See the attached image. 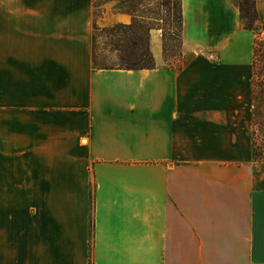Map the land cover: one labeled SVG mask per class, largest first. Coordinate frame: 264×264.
Wrapping results in <instances>:
<instances>
[{
  "label": "crops",
  "instance_id": "1",
  "mask_svg": "<svg viewBox=\"0 0 264 264\" xmlns=\"http://www.w3.org/2000/svg\"><path fill=\"white\" fill-rule=\"evenodd\" d=\"M92 2L0 0V264H264L256 33L181 0L179 54L97 68Z\"/></svg>",
  "mask_w": 264,
  "mask_h": 264
},
{
  "label": "rangeland",
  "instance_id": "2",
  "mask_svg": "<svg viewBox=\"0 0 264 264\" xmlns=\"http://www.w3.org/2000/svg\"><path fill=\"white\" fill-rule=\"evenodd\" d=\"M164 1L166 0H93V2L96 4V8H93V15L95 20L94 25L98 27L97 29H94L92 27L93 52L96 65L115 67L126 64L128 60L133 62L141 61L142 58L140 54L147 42L145 27L136 22L131 29L115 28L117 31L112 33L113 35L109 34V30H107L109 29V27L115 24H130L131 20L130 22L123 23L115 20V18L119 16L118 12L125 11L133 7L138 11V13L143 11H151L147 13L149 16L153 17V20L150 21L151 25H155L156 23H158L160 26H163L162 31L165 32L164 44L166 48V54L172 56L179 54V28L177 26V23L170 22V18L168 17V10L165 6L161 5V3H164ZM168 4L169 7L172 6V4L177 7V0H169ZM170 24H174L173 28L172 26H170ZM168 28L171 29V31H169ZM256 35L260 38L264 37L260 36V34ZM111 43L117 47L118 51H114L111 49ZM129 52H131L132 54H130ZM248 106L250 107L251 119V99Z\"/></svg>",
  "mask_w": 264,
  "mask_h": 264
},
{
  "label": "trees",
  "instance_id": "3",
  "mask_svg": "<svg viewBox=\"0 0 264 264\" xmlns=\"http://www.w3.org/2000/svg\"><path fill=\"white\" fill-rule=\"evenodd\" d=\"M239 11V20L241 27L243 29H248L258 34L259 32V17L255 6V0H230ZM169 0L164 1L161 5L165 6L168 10V17L170 22L177 23L180 32V45H181V25H182V9H181V0H177V7L172 4L168 6ZM93 8H96V4L93 2ZM93 9V13H94ZM131 14V23L128 25H118L115 24L109 27V34L113 35L116 29L124 28L131 29L134 23H139L141 26L145 27V32L147 35V42L144 49L141 51V61L133 62L129 61L122 66H117L120 68H152L154 66V61L152 53L149 49V32L152 28H160L162 30L163 26H160L158 23L151 25L150 21L153 20L152 16H149L147 13L151 11L139 12L133 8L125 10ZM154 12V11H153ZM155 18V17H154ZM161 19V18H160ZM174 25V24H173ZM173 25L170 24V26ZM94 29H97L93 23L92 26ZM116 28V29H115ZM169 31L171 29L168 28ZM164 35L165 32L162 31L163 38V52L165 56H172L166 54V48L164 44ZM93 41V38H92ZM111 49L118 51L117 47L111 43ZM132 52V51H131ZM129 52L130 54H132ZM92 65L97 68H111L112 66H98L95 63V57L93 52V42H92ZM251 100H252V127L250 130V142H251V156L253 161L264 162V37L260 38L256 35L254 37L252 46H251Z\"/></svg>",
  "mask_w": 264,
  "mask_h": 264
}]
</instances>
